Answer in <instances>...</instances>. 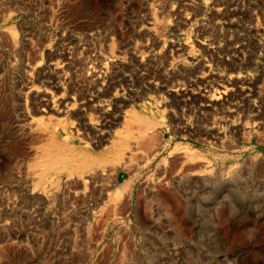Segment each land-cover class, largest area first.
Wrapping results in <instances>:
<instances>
[{
	"label": "rangeland",
	"instance_id": "rangeland-1",
	"mask_svg": "<svg viewBox=\"0 0 264 264\" xmlns=\"http://www.w3.org/2000/svg\"><path fill=\"white\" fill-rule=\"evenodd\" d=\"M0 264H264V0H0Z\"/></svg>",
	"mask_w": 264,
	"mask_h": 264
}]
</instances>
